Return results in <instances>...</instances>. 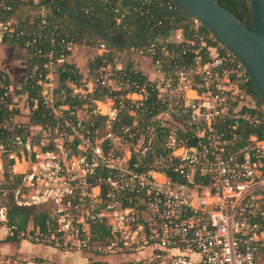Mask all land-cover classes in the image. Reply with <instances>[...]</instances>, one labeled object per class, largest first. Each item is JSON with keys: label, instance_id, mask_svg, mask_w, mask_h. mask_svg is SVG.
<instances>
[{"label": "built area", "instance_id": "2783aa9c", "mask_svg": "<svg viewBox=\"0 0 264 264\" xmlns=\"http://www.w3.org/2000/svg\"><path fill=\"white\" fill-rule=\"evenodd\" d=\"M192 21L177 53L154 42L130 48L154 67L152 110L143 86L126 91L109 73L85 88L68 83L87 104L82 116L37 81L55 120L31 126L35 144L26 138L21 169L13 163L8 171L20 174L15 205L40 208L48 219L20 238L78 260L5 253L0 264H264V134L240 144L241 124L264 122V105L246 92L238 60ZM8 25L0 21V41L11 36ZM183 54L178 63L174 55ZM99 81L110 90L102 98L87 87ZM12 91L0 72L1 98ZM3 172L0 163V181ZM6 195L0 189V225L12 236Z\"/></svg>", "mask_w": 264, "mask_h": 264}, {"label": "trees", "instance_id": "16d2710c", "mask_svg": "<svg viewBox=\"0 0 264 264\" xmlns=\"http://www.w3.org/2000/svg\"><path fill=\"white\" fill-rule=\"evenodd\" d=\"M75 15L83 21L90 23L102 31L114 43H129L136 39L146 26L149 17L158 10H171L174 5L169 0H59ZM220 5L228 9L239 21L250 28V6L248 0H216ZM31 11H34L31 13ZM17 15L16 22H13L11 36L4 35L0 41L3 44L15 47L23 46L26 50L24 62L25 81L20 92L26 94L30 99L29 120L17 128V133L21 142L15 140L12 128L9 127L10 119L17 114L15 107H9L11 95L1 98L0 92V148L5 154H18L24 149L26 139L25 130L31 126H44L46 123H53L55 118L49 108L42 103L41 85L37 80L44 79L49 72L48 62H56L55 72L58 78V88L55 89L57 95V104L65 103L61 98L60 91L64 89L70 93L68 82L80 87L83 73L79 66L65 60L71 51V45L80 41H86L90 46L100 43L105 44V49L96 53L93 59L87 65L88 75L91 79L100 78L104 74L105 67L109 66L114 73L111 76L116 82L126 83V91H133L137 87L144 88V104L147 110H152L153 105L156 108L153 83L147 79V76L140 71L132 61H128L123 68H115L114 61L118 53L128 51L130 48H115L106 42L98 39L85 27L77 24L75 21L66 17L56 6L53 0H0V21L6 22ZM191 18L183 15L160 14L155 16L145 37L134 46L139 48L149 43H162L170 50L177 53L183 41L190 37ZM14 27V28H13ZM200 29H206L200 27ZM175 32L179 33V38H170ZM180 41V42H178ZM216 45L224 51L216 41ZM187 54L174 55L178 63L186 59ZM135 83V85L133 84ZM94 95L96 98H102L105 94H110L109 86L96 83ZM246 92L255 94L250 86L249 80L244 84ZM98 90H100L98 92ZM19 92V91H18ZM68 93V95H69ZM70 96V95H69ZM60 97V98H58ZM67 102V101H66ZM84 101L77 97H72L71 101L65 103L69 106L79 105ZM257 100V105H259ZM156 111V109H154ZM250 111L259 112L257 107L250 108ZM262 116V113L258 114ZM131 117L124 116L122 121L129 123ZM8 123V125H7ZM249 134H256L262 137L264 134V122L256 126L243 122L241 124L240 144ZM14 163L13 158H9L4 167L3 180L0 181V189H5L6 198L4 204L7 207L6 225L14 228V235H8L4 241H19L21 233L25 230L26 223L31 221L33 226L44 228L48 215L40 208L17 206L13 202L12 189L20 177V174H14L8 171L9 166ZM12 175V179H10Z\"/></svg>", "mask_w": 264, "mask_h": 264}, {"label": "rangeland", "instance_id": "374dc122", "mask_svg": "<svg viewBox=\"0 0 264 264\" xmlns=\"http://www.w3.org/2000/svg\"><path fill=\"white\" fill-rule=\"evenodd\" d=\"M34 11H31L33 13ZM17 15L13 16L9 19L10 24L12 25L13 22H16ZM8 28L12 29V26ZM14 28V27H13ZM174 39L179 38V33L175 32L172 37ZM101 49L99 48V44L95 46H90L86 43V41H80L78 43H73L71 45V51L69 55L65 58V60L74 62L79 66V70L83 73L82 81H84V85L88 81L91 80L90 75H88V69L87 65L91 59L95 56L96 53H100ZM26 57V50L23 46H9L6 44H3L0 42V72L5 73V75L9 78L10 84L13 86V91L11 95V101L9 104V107H15L17 109V114L13 115L12 118L9 120V127L12 128L13 135L17 133V128L19 126H22V124L26 123L29 120V113H30V107L29 102L30 99H27L26 94L23 92H20L21 87L24 84L25 81V69H24V62ZM128 61H132L133 64L143 73H146L149 77H154V67L151 64L150 60L146 55H139L135 52L131 51L129 49L128 51H122L118 53V57L114 61L115 68H123ZM61 60H57L56 62H48L47 67L49 68V72L46 74V77L44 79H41V83L44 84L45 89L47 90V87H52V89L58 88V78L57 74L55 72L56 63H60ZM104 73H109L114 75V73L110 70V67H105ZM145 74V75H146ZM39 81V80H37ZM50 84V86H47V84ZM70 83V82H68ZM83 87V83L80 86ZM89 88L95 87L93 83H89ZM19 91V92H18ZM65 91L62 89L60 91V94L62 95L60 99H62L65 103L68 101L70 102L72 99L71 93ZM58 95V94H57ZM134 97V96H132ZM254 100H257L256 97H254ZM67 101V102H66ZM80 106L76 111L77 113L82 116V114L85 112V108L87 104L80 103ZM170 125H175V122L170 119L168 121ZM8 125V123H7ZM175 127V126H173ZM23 133H25V137L28 138V140L31 143L35 144V140L37 139L38 135V128L37 127H30L27 131L25 130ZM4 150L0 148V163L2 168L4 169L6 163L8 162V159L10 158L9 154H5L3 152ZM27 152L25 151L23 154L18 153L17 154V162L14 160V170L18 171L22 167L23 159H26ZM31 221L26 223L25 228L29 229L31 227ZM7 232H5V229L0 225V255L1 254H9V253H15L17 256H39V257H49L53 260H62L64 262H71L78 260L77 255H73L70 257H62L59 252H52L47 247L41 246L40 244H36L33 242H30L29 240L21 239L19 238V241L16 242L14 240L4 241V239L8 236ZM41 247H40V246ZM82 257V256H81Z\"/></svg>", "mask_w": 264, "mask_h": 264}, {"label": "water", "instance_id": "95a60500", "mask_svg": "<svg viewBox=\"0 0 264 264\" xmlns=\"http://www.w3.org/2000/svg\"><path fill=\"white\" fill-rule=\"evenodd\" d=\"M174 8L155 11L140 35L129 43H114L95 26L83 21L59 0L56 6L69 19L85 27L98 39L115 48H131L147 34L152 19L160 14L183 15L197 21L241 64L256 99L264 105V0H248L250 28L243 25L216 0H169Z\"/></svg>", "mask_w": 264, "mask_h": 264}, {"label": "crops", "instance_id": "0c3cea01", "mask_svg": "<svg viewBox=\"0 0 264 264\" xmlns=\"http://www.w3.org/2000/svg\"><path fill=\"white\" fill-rule=\"evenodd\" d=\"M39 246H40V245H39ZM41 246H42V245H41ZM41 246H40V247H41ZM50 251H51V250H50ZM52 252H53V251H52ZM61 256H62V255H61ZM62 257H65V256H62ZM60 261H62V260H60Z\"/></svg>", "mask_w": 264, "mask_h": 264}]
</instances>
